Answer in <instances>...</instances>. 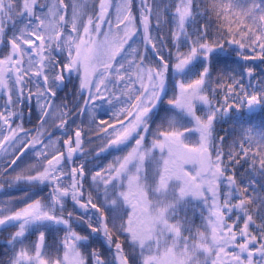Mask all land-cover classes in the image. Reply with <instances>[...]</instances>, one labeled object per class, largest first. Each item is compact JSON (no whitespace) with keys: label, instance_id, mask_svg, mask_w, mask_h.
<instances>
[{"label":"snow or ice","instance_id":"6c2138e0","mask_svg":"<svg viewBox=\"0 0 264 264\" xmlns=\"http://www.w3.org/2000/svg\"><path fill=\"white\" fill-rule=\"evenodd\" d=\"M0 264H264V0H0Z\"/></svg>","mask_w":264,"mask_h":264}]
</instances>
